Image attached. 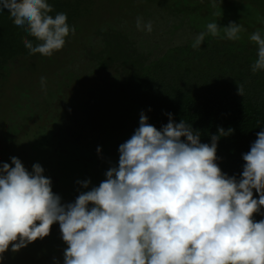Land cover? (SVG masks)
<instances>
[{"label":"trees","instance_id":"trees-1","mask_svg":"<svg viewBox=\"0 0 264 264\" xmlns=\"http://www.w3.org/2000/svg\"><path fill=\"white\" fill-rule=\"evenodd\" d=\"M146 1L160 7L170 22H153L150 33L120 23L85 33L81 0H48L53 7L49 15L65 13L75 28L50 57L30 54L24 40L39 42L14 24L7 9L0 12V102L8 86L10 91L17 87L12 80L16 68L30 73L23 65L36 64L45 72L62 55L60 67L51 76H39L36 88L17 81L23 88L0 121V167L11 165V157L30 173L39 164L61 203H74L118 167L119 146L138 129L141 113L158 130L171 114L175 123L191 124L200 142L209 145L219 128L233 129L219 138L216 163L228 177L241 178L243 155L264 131V70L252 72L258 46L250 40L258 30L264 37V0ZM210 22L220 28L233 22L243 31L235 41L224 38L223 31L218 37L206 35L201 47L193 48ZM238 85H243V96ZM84 181H90L87 189L78 183ZM253 219H264V208ZM57 236L63 241L55 223L47 237L21 248L26 263L38 262V247ZM66 248L62 243L61 264Z\"/></svg>","mask_w":264,"mask_h":264},{"label":"clouds","instance_id":"clouds-1","mask_svg":"<svg viewBox=\"0 0 264 264\" xmlns=\"http://www.w3.org/2000/svg\"><path fill=\"white\" fill-rule=\"evenodd\" d=\"M5 9L39 42L24 40L30 54L50 57L75 33L65 13L49 15L48 0H0V12ZM136 27L153 30L142 17ZM206 29L193 48L201 47L206 35L218 37L223 31L224 38L235 41L243 31L233 22L224 28L210 22ZM250 40L258 46L256 73L264 70V37L258 30ZM243 94L238 85V95ZM168 115L169 122L158 130L141 113L138 129L119 146L118 167L74 203H61L41 165L34 164L30 173L16 157L11 165L3 163L0 261L9 247L17 252L47 237L58 223L67 244L64 264H264V219H253L264 208V131L243 155L237 180L216 163L218 140L233 129L219 128L209 145L200 142L191 124H177ZM78 183L87 189L90 181Z\"/></svg>","mask_w":264,"mask_h":264},{"label":"rangeland","instance_id":"rangeland-1","mask_svg":"<svg viewBox=\"0 0 264 264\" xmlns=\"http://www.w3.org/2000/svg\"><path fill=\"white\" fill-rule=\"evenodd\" d=\"M81 5L83 10V17L80 20L82 25L81 31L85 33L96 30L108 23H120L122 26H136L138 17H142L144 23L151 21L152 23L160 22L161 25H167L170 22V17L160 7L156 8L153 3H149L146 0H81ZM56 59L57 63L51 61V64L59 68V60H62V55ZM26 66L30 73H26L21 68H16L14 71L12 80L13 78L15 79L17 87L11 91L10 87H7L3 100L0 102V121L9 110L11 99L16 98L18 92L23 88L22 85L18 84V80H26L33 88H36L35 84L39 83V76H51L56 68L54 66H47L44 72V66L42 65L41 67L36 64L23 65L24 68ZM59 236L55 237L56 242L51 237L44 240V244L38 247L41 258L38 262L35 261V264H61L59 261V249L62 248L64 241ZM2 255L3 260L0 261V264H28L21 250L13 252L11 247H9Z\"/></svg>","mask_w":264,"mask_h":264}]
</instances>
